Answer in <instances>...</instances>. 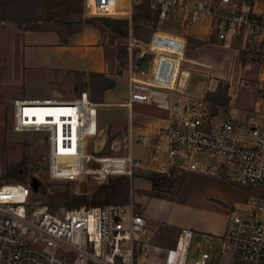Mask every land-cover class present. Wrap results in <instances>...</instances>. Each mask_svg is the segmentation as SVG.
<instances>
[{"label":"built area","instance_id":"obj_1","mask_svg":"<svg viewBox=\"0 0 264 264\" xmlns=\"http://www.w3.org/2000/svg\"><path fill=\"white\" fill-rule=\"evenodd\" d=\"M84 1L90 16L128 21L129 35L123 40L129 53L128 88L126 97L117 102L128 109L126 150L120 154L87 151L88 137L99 131L100 103L85 89L70 99L14 97L12 126L18 131L44 132L41 161L48 178L126 176L127 199L57 211L34 194L30 181H0V264H136L135 249L150 232L133 199L131 177L136 167H144L155 185L192 171L246 189L247 199L229 207L226 228L214 250L218 255L230 254L260 264L264 260V98L258 97L243 114L228 113L226 108L217 111L204 94L186 92L181 75L189 30L203 18L208 19L217 45L264 51V14L256 7L264 0ZM137 4L157 10L156 23L146 39L132 33ZM133 50L138 54L133 56ZM142 57L147 64L138 68L136 59ZM134 104L165 111V122L152 139L141 124L133 125ZM27 105L68 108L70 118L62 119L64 127L58 132L50 115L37 118L27 114ZM138 142L151 147L148 164L132 155ZM193 237L192 228H179L175 241L162 248L154 264H208L212 251L207 248L191 254Z\"/></svg>","mask_w":264,"mask_h":264},{"label":"rangeland","instance_id":"obj_2","mask_svg":"<svg viewBox=\"0 0 264 264\" xmlns=\"http://www.w3.org/2000/svg\"><path fill=\"white\" fill-rule=\"evenodd\" d=\"M70 1L74 6H79L82 12L80 18L90 21L83 23L97 27L99 31L96 32V29L89 26L85 27L78 37H71L74 44L68 42L66 46L52 42V32H55L63 42L67 36L81 27L82 23L53 21L45 12L51 8L46 9L43 0H0V181L28 182L34 176L38 180V190L34 194L44 202L50 189H66L77 194H85L86 197H82L85 203L79 204L82 205L100 197L96 194V189L102 182H108L118 176H110L105 180L96 179L92 175L72 180L50 179L44 172L41 161V155L45 151L44 132L18 131L12 126L14 96L70 99L84 89L90 95L96 93L84 83V80L89 82L93 76L88 59L98 61L102 54L96 46L75 42L78 39L84 42L96 39L98 32H101L102 38L107 39L113 55L110 65L100 72L111 76L114 85L105 96L102 95L104 103L97 106L99 131L96 136L88 137L87 151L96 153L95 150L98 149L105 154H120L126 150L128 109L117 102L127 95L129 53L123 40L129 35L128 27L126 35L117 33L99 16H90L83 0ZM258 8L264 14V3H259ZM140 24L137 30L132 24V33L136 38L146 39L154 21ZM26 33L29 36H26ZM188 36L190 57H185L188 62L184 65L188 70H184L181 75L183 84H186V92L194 95L204 94L212 101L217 111L226 108L228 113L239 114L250 109L258 97L264 98V78L256 77L261 64H264V56H261L263 50L221 48L217 45L213 31H205L203 25L190 28ZM25 46H29L26 52L34 55L32 60L34 66H25L20 61ZM136 54L137 50H133L132 55ZM109 56L107 54V58ZM191 57L209 59L214 63V68L207 69L196 64L201 61ZM136 63L137 67L141 68L146 66L147 61L145 63L143 58H137ZM230 73L231 78H228ZM221 95L224 102L218 103L213 100ZM92 99L94 100L93 97ZM142 112L164 113L155 106L134 104L131 117L134 126L138 124ZM150 148L146 142L134 143L132 155L148 164L151 160ZM20 161L23 163L22 168L6 174L9 165ZM214 178L220 181H215ZM131 183L135 190L133 199L141 207V212L150 226V232L142 238L135 249L136 264H154L162 248L173 243L179 228L190 227L203 232L204 230H197L198 225L208 223L212 219L219 221L225 213L223 206L227 207L244 194L241 187L228 180L192 171L178 173L171 181L155 185L144 167H136ZM126 199L127 183L121 192L112 197L113 201ZM209 200H214L219 205ZM69 202L68 199L58 200L56 210L62 211L69 207ZM156 229H159V232ZM204 241L201 235L196 234L192 239L191 251L204 248V244H201ZM219 264H224L221 258ZM227 264L251 263L236 257L230 258ZM260 264L264 262L261 261Z\"/></svg>","mask_w":264,"mask_h":264},{"label":"crops","instance_id":"obj_3","mask_svg":"<svg viewBox=\"0 0 264 264\" xmlns=\"http://www.w3.org/2000/svg\"><path fill=\"white\" fill-rule=\"evenodd\" d=\"M43 1H44V5H45L46 9H48V7L51 8L50 11L46 10L45 12H46L47 16H49V17H51V19H53V21H54L55 18H59V19H77V18H80V14L82 13L81 10H79V6H74L72 4L73 2L70 1V0H43ZM259 3L262 4V3H264V1L263 2H259ZM258 4L256 6L257 10L259 12H262V10L260 8H258ZM84 5H85V1H84ZM56 6L58 8H56ZM261 6H263V5H261ZM197 25L198 26H202L203 25L205 31H208V32L210 31L209 24H208V19L203 18ZM88 26L96 29V32L99 31V30H97L98 29L97 27H93L91 25H87L86 23H82V26L79 27L75 32H73L69 36H67L65 38V41H63V42L60 41V37H57L55 32H52V42H55V43H58V44H65L66 46H67L68 42L71 43V44H74V42L72 41L71 37H78V34L80 32H82L85 29V27H88ZM98 33H99L97 35L98 38H96V39L92 38V39H90L88 41H85V42L83 40L78 39V40H76L77 42H75V44H85L87 46H92V47L96 46L97 50L101 52L102 55L100 57V60L95 61L94 59H88V63L92 67V68H90V70H92V71H103V70H105V67L110 65L109 62L111 61V57L113 55V54L111 55V51L109 50L110 49V45H109L107 39L102 38L101 32H98ZM149 33H150V31H149ZM26 34H27L26 36H29L28 33H26ZM188 43H189V37H188ZM188 47H189V44H188ZM219 47H221V46H219ZM221 48H223V47H221ZM28 49H29V46H25L24 47V50L22 51V55L20 56V58H21L20 61L23 62L25 66H34L35 63H33V61H32L33 58H34V55L31 52H26V50H28ZM107 49H108V51H107ZM226 50H231V49H226ZM107 54H108V56H109V54L111 56H109L107 58ZM186 56L190 57L187 53H186ZM261 56L263 57L264 55H261ZM191 58L198 59V60L201 61L200 63H196V62H192V63H196V64H199V65H202V66H204L207 69H213L214 68V63L211 60H209V59L206 60V59H200V58H195V57H191ZM27 59L30 60V61H28ZM186 62H188V60ZM87 69L89 70V68H87ZM184 69L188 70L187 68H185V66H184ZM225 71H226V69H225ZM109 77H111V76H109ZM256 77L257 78H264V64H261L259 71H257V76ZM228 78H231V73H230V75H228ZM109 90H110V88L104 90L103 96H105V94ZM102 102L104 103V101H99V103H102ZM141 106H153V105H141ZM140 114H141V117H140V119L138 121V124L142 125L143 132H145L146 136L148 138L152 139V137L155 136V134H157L158 128L162 124H164V122H165V118H164L165 117V111H164L163 114H155V113L152 114V113H149V112H142ZM214 180L215 181H220V180H218L216 178H214ZM242 191L244 193L242 198L237 199L232 204H228L227 207L223 206L224 207L223 209L225 210V213L223 214V216L220 218L219 221L218 220L215 221V219H212V220L208 221V223H203V224L198 225L197 228H199V229H197V230H204L203 232L194 230V237H195L196 234L201 235L205 239V241L202 242L201 244H204V248L205 249L207 248L208 250L212 251L210 259L208 260V264H219L220 263V258L222 259L224 264H227V262H228V260L230 258H236V257H234V256H232L230 254H220V255H218L214 249H215V244L217 243L218 238L220 237V235L224 232V230L226 228L227 217H228V214H229V207L231 205H233V204H239V203L245 201L247 199V197L249 196V192L246 189L242 188ZM209 201L211 203H213V204L219 205L214 200H209ZM205 231H207V232H205ZM175 238H176V235H175ZM174 241H175V239H174ZM196 252H197V250L191 251V254L192 255H196ZM263 262H264V260H263Z\"/></svg>","mask_w":264,"mask_h":264},{"label":"trees","instance_id":"obj_4","mask_svg":"<svg viewBox=\"0 0 264 264\" xmlns=\"http://www.w3.org/2000/svg\"><path fill=\"white\" fill-rule=\"evenodd\" d=\"M99 18L103 19L105 23L108 25V27L115 30L117 33L124 34V35L127 34V23H128L127 18H115V17H110V16H99ZM156 19H157L156 8H152L148 4H137L134 6L133 14H132V22H133L132 24L134 28H136V30L140 27L141 25L140 23H145L151 20L154 21V24H153L154 26L156 23ZM54 21H63V22L78 21L80 23L90 22L88 19L83 20L81 18H77L75 20L55 18ZM151 28L149 29V31L151 30ZM188 51L189 49H187V54H188ZM125 53H126V50L124 51V54ZM142 58L145 59V57H142ZM91 73L93 74L92 78L89 80V82L84 80V83L88 84L90 88L92 89V91H96V93H94L93 95L89 94L90 98L92 99L93 97L94 101L99 102V101H102V95H103L104 90L112 87L114 85V81L112 78L107 76L104 72L92 71ZM223 97H224V94H223ZM213 100L218 103L224 102L222 100V95L221 97H217ZM100 153H104V152H100ZM22 167H23L22 161L11 164L6 168V174H10L12 170L18 171V169ZM126 183H127L126 176H118L117 178L110 179L108 182H102L96 189V194L99 195L100 197L91 200V202L87 204L93 205V204L113 201L112 197L115 194L121 192L123 187L126 185ZM156 183H158L159 185L160 183H162V181H157ZM109 185L112 186V189H113L112 192H109ZM31 189L33 192H36L38 190V183H37L36 188H33L31 186ZM82 197H86L85 194H77L76 192H70L66 189L64 190L63 189L62 190L50 189V192H47L46 194L45 201L47 202L48 206L51 209L56 210L58 200L68 199L70 201L68 206L70 207L73 205H79L81 203H85V200H83Z\"/></svg>","mask_w":264,"mask_h":264},{"label":"bare ground","instance_id":"obj_5","mask_svg":"<svg viewBox=\"0 0 264 264\" xmlns=\"http://www.w3.org/2000/svg\"><path fill=\"white\" fill-rule=\"evenodd\" d=\"M25 111L27 114H35L37 118H42L43 115H50L49 117L53 119V121L56 124V127L58 128V132L62 131V127L64 125L61 123L63 120L69 119V110L68 108H50V107H42L38 105H27L25 108ZM51 112V113H49ZM67 112V113H66ZM61 114H64L63 116H60ZM67 114L68 116H65ZM63 119V120H62Z\"/></svg>","mask_w":264,"mask_h":264},{"label":"water","instance_id":"obj_6","mask_svg":"<svg viewBox=\"0 0 264 264\" xmlns=\"http://www.w3.org/2000/svg\"><path fill=\"white\" fill-rule=\"evenodd\" d=\"M30 183H31V186L33 187V188H36L37 187V183H38V180H37V178H35V177H33L32 178V180L30 181ZM111 186H109V192H111Z\"/></svg>","mask_w":264,"mask_h":264}]
</instances>
